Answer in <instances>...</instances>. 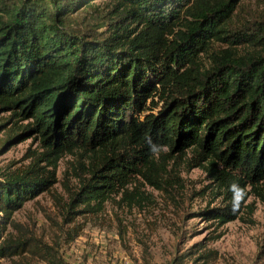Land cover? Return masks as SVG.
<instances>
[{"label": "trees", "instance_id": "obj_1", "mask_svg": "<svg viewBox=\"0 0 264 264\" xmlns=\"http://www.w3.org/2000/svg\"><path fill=\"white\" fill-rule=\"evenodd\" d=\"M96 1L0 0V111L15 125L6 139L33 134L45 147L0 180V258L24 249L2 239L13 213L50 190L75 149L89 165L69 222L125 195L136 174L158 181L163 147L195 150L229 200L201 210L217 227L239 218L246 190L264 201V0L245 16L243 0ZM46 261L66 264L49 251Z\"/></svg>", "mask_w": 264, "mask_h": 264}, {"label": "rangeland", "instance_id": "obj_2", "mask_svg": "<svg viewBox=\"0 0 264 264\" xmlns=\"http://www.w3.org/2000/svg\"><path fill=\"white\" fill-rule=\"evenodd\" d=\"M260 6V0H243L241 14L256 12ZM91 11L85 8L73 16L79 21ZM9 115L0 111V180L45 152L33 134L6 139L9 129L15 127ZM152 159L150 172L158 181L150 182L136 174L125 195L122 191L112 193L100 212L69 222L65 217L69 194L79 189L89 158L82 149L64 153L57 162V181L50 190L13 213L15 225L8 226L2 239L9 235L26 242L20 254L0 258V264H49L48 251L66 264H178L183 253L188 255L179 259L182 264H200L204 259H194L201 253L204 257L208 254L205 264H264V201L253 190L240 195L239 218L217 227L201 210L208 205L225 206L229 200L222 190L214 193L216 184L198 165L195 150L180 152L163 147ZM40 165L51 169L45 160ZM74 223H78L77 229ZM218 233L220 236L214 238Z\"/></svg>", "mask_w": 264, "mask_h": 264}]
</instances>
